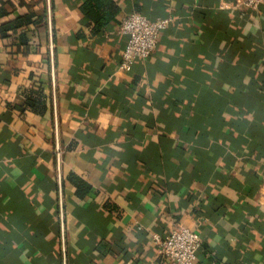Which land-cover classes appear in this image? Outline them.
Listing matches in <instances>:
<instances>
[{"label":"crops","instance_id":"0c3cea01","mask_svg":"<svg viewBox=\"0 0 264 264\" xmlns=\"http://www.w3.org/2000/svg\"><path fill=\"white\" fill-rule=\"evenodd\" d=\"M9 1L0 26L29 7L46 24L27 54L0 35V264H172L152 234L179 227L196 264H264V6L109 0L95 34L86 0ZM130 12L173 20L122 72ZM31 88L44 116L18 110Z\"/></svg>","mask_w":264,"mask_h":264},{"label":"built area","instance_id":"2783aa9c","mask_svg":"<svg viewBox=\"0 0 264 264\" xmlns=\"http://www.w3.org/2000/svg\"><path fill=\"white\" fill-rule=\"evenodd\" d=\"M236 6L258 10L264 0H237ZM172 17L151 19L138 12L128 13L119 26V33L127 39L119 70L128 72L138 60H148L157 50L161 36L167 32ZM159 257L172 264H196L202 248L200 234L186 227L173 229L165 235L152 234Z\"/></svg>","mask_w":264,"mask_h":264},{"label":"trees","instance_id":"16d2710c","mask_svg":"<svg viewBox=\"0 0 264 264\" xmlns=\"http://www.w3.org/2000/svg\"><path fill=\"white\" fill-rule=\"evenodd\" d=\"M21 2L19 5H22ZM14 6L9 2H0V18H8L12 14L6 10V7ZM27 15L14 17L9 22L0 26V35L3 39H12L15 46L14 54L30 51V40L28 38V29L30 27L37 28L46 24V18L37 14L32 7L27 8ZM81 11L87 19L93 24V32L101 33L108 27V24L113 21L118 15V7L109 0H86L81 5ZM143 14V13H142ZM144 15V14H143ZM146 16V15H144ZM151 19L165 18L166 16H150ZM168 31V30H167ZM167 33V32H165ZM24 104L18 110L24 113L25 111L34 112L39 116H44L47 113L50 98H48L40 88H31L24 92ZM70 182H73L78 190V195L83 198L89 191V187L75 174L70 176Z\"/></svg>","mask_w":264,"mask_h":264},{"label":"water","instance_id":"95a60500","mask_svg":"<svg viewBox=\"0 0 264 264\" xmlns=\"http://www.w3.org/2000/svg\"><path fill=\"white\" fill-rule=\"evenodd\" d=\"M50 26H51V22H50Z\"/></svg>","mask_w":264,"mask_h":264}]
</instances>
